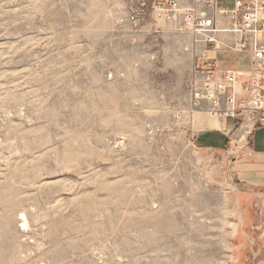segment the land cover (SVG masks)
I'll list each match as a JSON object with an SVG mask.
<instances>
[{
  "label": "rangeland",
  "instance_id": "obj_1",
  "mask_svg": "<svg viewBox=\"0 0 264 264\" xmlns=\"http://www.w3.org/2000/svg\"><path fill=\"white\" fill-rule=\"evenodd\" d=\"M201 62L154 0H0V264L262 259L229 159L194 140ZM237 124L233 151L247 140Z\"/></svg>",
  "mask_w": 264,
  "mask_h": 264
},
{
  "label": "built area",
  "instance_id": "obj_2",
  "mask_svg": "<svg viewBox=\"0 0 264 264\" xmlns=\"http://www.w3.org/2000/svg\"><path fill=\"white\" fill-rule=\"evenodd\" d=\"M154 7L158 18L180 22L203 61L190 79L191 118L237 121L247 137L264 126V0H233L231 8L217 0H154ZM219 53L246 54L250 68L221 70L215 65Z\"/></svg>",
  "mask_w": 264,
  "mask_h": 264
},
{
  "label": "crops",
  "instance_id": "obj_3",
  "mask_svg": "<svg viewBox=\"0 0 264 264\" xmlns=\"http://www.w3.org/2000/svg\"><path fill=\"white\" fill-rule=\"evenodd\" d=\"M247 59L244 68L223 70H248L249 56ZM201 130L203 131L194 139L196 144L207 152L223 154L229 159L231 179L238 187V205L241 212L239 224L252 227L264 241V126L255 128L247 137L246 143L242 142L239 145L236 142L235 151L226 147L228 143L226 132L229 128L225 123L213 124ZM246 135L242 133L241 138ZM261 258L254 263L264 264V254Z\"/></svg>",
  "mask_w": 264,
  "mask_h": 264
},
{
  "label": "bare ground",
  "instance_id": "obj_4",
  "mask_svg": "<svg viewBox=\"0 0 264 264\" xmlns=\"http://www.w3.org/2000/svg\"><path fill=\"white\" fill-rule=\"evenodd\" d=\"M193 120L194 121H197V122L200 120V124L202 125V127H207V126H210V125H213V124H221V123H224V121L210 119L209 116L206 115V114H197V115H194ZM243 134L245 135L247 133L246 132H243Z\"/></svg>",
  "mask_w": 264,
  "mask_h": 264
}]
</instances>
